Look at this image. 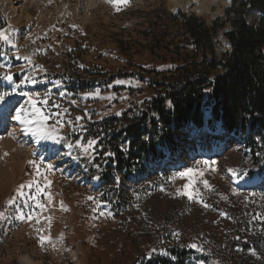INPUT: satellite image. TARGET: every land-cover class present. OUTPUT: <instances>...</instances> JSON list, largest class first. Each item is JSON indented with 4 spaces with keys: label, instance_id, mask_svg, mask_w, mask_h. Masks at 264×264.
<instances>
[{
    "label": "rangeland",
    "instance_id": "374dc122",
    "mask_svg": "<svg viewBox=\"0 0 264 264\" xmlns=\"http://www.w3.org/2000/svg\"><path fill=\"white\" fill-rule=\"evenodd\" d=\"M191 1L0 0V264H149L172 251L186 264H264V182L239 143L180 146L117 212L75 156L92 155L89 125L141 108L162 82L152 72L181 63L172 15L211 25L232 2ZM33 104L47 117L44 138L15 118L23 109L36 119Z\"/></svg>",
    "mask_w": 264,
    "mask_h": 264
},
{
    "label": "trees",
    "instance_id": "16d2710c",
    "mask_svg": "<svg viewBox=\"0 0 264 264\" xmlns=\"http://www.w3.org/2000/svg\"><path fill=\"white\" fill-rule=\"evenodd\" d=\"M250 14L256 22H249ZM171 20L183 43L169 50L181 63L152 72L162 82L141 108L89 125L92 155L75 154L112 211L127 209L134 189L168 171L179 147L190 142L204 150L239 143L264 182V0H232L211 25L179 11ZM6 27L1 23L0 33ZM227 28L229 49L218 58L215 40ZM193 134L200 137L192 139ZM171 255L149 264H186V252Z\"/></svg>",
    "mask_w": 264,
    "mask_h": 264
},
{
    "label": "snow or ice",
    "instance_id": "6c2138e0",
    "mask_svg": "<svg viewBox=\"0 0 264 264\" xmlns=\"http://www.w3.org/2000/svg\"><path fill=\"white\" fill-rule=\"evenodd\" d=\"M109 2H110V3H114V4L122 2V3H125V4H126V3L128 2V0H109ZM0 37H3V38H5V39L7 38L6 35H5L4 33H0ZM6 79L11 80L12 77H11V76H8V77H6ZM2 99H3V97L0 96V100H2ZM29 99L31 100V97H30ZM32 108H33L34 111H35V114H36V117H37L36 119H28V118H26V117H23V116L21 115V113L24 111L23 109H21L19 112H17L15 118L19 121V123H21V124H23V125H26V127H25V129H24L26 132H32L33 134L41 135L42 138H44V137H43V132H42V129H43L42 121H45V120L47 119V117L43 116L42 113H40V110L36 108L35 104L32 105ZM34 124H39L40 127H37V128L27 127V126H29V125H34ZM93 143H94V141L89 142L88 147H91ZM69 147H71V145H69ZM85 151H87V149H85ZM33 163H34V162H33ZM204 163L207 164L208 162L205 161ZM49 168H51V166H49ZM189 171H191V170H189ZM181 175L183 176V175H186V174H181ZM204 183H205V186H208V185H207V181H205ZM188 196H189V199L192 198L191 193H188ZM90 199H91V197H90ZM24 218H25V217L22 215V216H21V219H24ZM28 219H31V217H28ZM43 239H44V238L42 237V240H43ZM191 247H192V248H197V245H196V244H192ZM198 250H199V249H198Z\"/></svg>",
    "mask_w": 264,
    "mask_h": 264
},
{
    "label": "bare ground",
    "instance_id": "6f19581e",
    "mask_svg": "<svg viewBox=\"0 0 264 264\" xmlns=\"http://www.w3.org/2000/svg\"><path fill=\"white\" fill-rule=\"evenodd\" d=\"M200 2H201L202 7H204L203 5H206L209 1L208 0H192L191 5L193 7H196L195 9H198V7L200 6ZM186 8H190V6H186Z\"/></svg>",
    "mask_w": 264,
    "mask_h": 264
}]
</instances>
